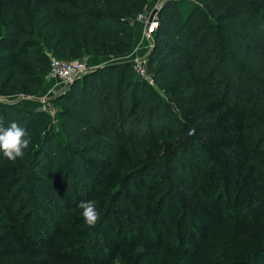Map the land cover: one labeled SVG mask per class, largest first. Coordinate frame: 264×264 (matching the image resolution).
Wrapping results in <instances>:
<instances>
[{
  "label": "trees",
  "instance_id": "1",
  "mask_svg": "<svg viewBox=\"0 0 264 264\" xmlns=\"http://www.w3.org/2000/svg\"><path fill=\"white\" fill-rule=\"evenodd\" d=\"M150 1L0 0V97L40 95L51 57L128 54ZM157 17L146 56L154 86L117 61L56 94L54 113L0 102L4 126L15 120L31 137L23 158L0 153V264L25 255L28 264H156L161 249L191 257L195 215L256 225V250L237 264H261L264 222L253 224L264 205L253 202L261 208L254 217L241 203L251 202L247 193L264 200V0H165ZM191 104L200 107L187 111ZM232 132L237 138L208 143ZM236 146L244 175L230 164L217 173L236 162ZM237 185L249 187L222 212L214 189L229 199ZM87 200L100 213L95 226L78 207ZM54 218L81 242L47 234Z\"/></svg>",
  "mask_w": 264,
  "mask_h": 264
},
{
  "label": "rangeland",
  "instance_id": "2",
  "mask_svg": "<svg viewBox=\"0 0 264 264\" xmlns=\"http://www.w3.org/2000/svg\"><path fill=\"white\" fill-rule=\"evenodd\" d=\"M160 1L162 0H151L148 4L147 9L150 10L151 6H153L152 4H154V6L156 4H158ZM152 3V4H150ZM150 5V7H149ZM143 39L146 40V38L144 37V30H143V35H142ZM151 49L149 47H147V51H150ZM145 52V55H138V57L143 58L146 57L147 53ZM83 61H85V58L81 59ZM108 61V63H113V62H117L120 61L118 60V58L116 57H108V59H106ZM54 81L55 83V93L53 95V97L60 93L63 92L69 85L64 86L63 84H61L58 80L56 79H51ZM50 81H48L49 83ZM53 83V84H54ZM49 85V84H48ZM50 86V85H49ZM52 96L50 97V99L53 98ZM32 101H36V100H32ZM187 101V100H186ZM27 103L30 104V108L32 109H37V110H41L42 109V105L39 106L38 103L34 104L33 102H31V100H18L16 104L20 103V104H24ZM37 102V101H36ZM190 102V101H188ZM206 105L208 103H205ZM39 106V107H38ZM186 106V105H185ZM184 106V107H185ZM200 107V105H195V104H191L186 106V110L187 111H196L198 108ZM56 109V108H55ZM55 110L52 111V113H54ZM223 112V111H222ZM231 118L233 117L232 115L230 116ZM230 117L228 118H222L224 120H222L223 123H228L230 120ZM219 118V117H217ZM237 138V134L235 132L232 133H227L225 135L222 136H217V137H209L208 138V143H213L214 145H218L220 142L225 141V140H229V139H234ZM159 148H162V153L166 154L169 151V147L166 144H157L156 145ZM236 150H237V156L238 159L236 160L235 163H232L230 161H225L224 163H221L219 166L215 167L214 170L219 173L221 171V169H224L225 164H230V166H233L235 168L236 172H241L239 174L244 175V171L247 170L248 168L244 167V161L245 159H240V148L238 146H236ZM161 153V154H162ZM123 157H121L122 159ZM124 160V159H123ZM122 160V161H123ZM243 167L242 171L241 169H237V168H241ZM167 174H169L170 168H165ZM162 174H165L163 172V170L161 169ZM192 176V175H191ZM195 175H193L192 177H194ZM167 180V179H166ZM200 187L202 185H199ZM222 186V185H221ZM220 186V187H221ZM220 187H216L213 191L212 194V199L213 201H215L216 199H218V204H220V208L221 211H228L230 208V205L232 203L233 197L236 193V191L238 189H243L244 191H246L249 187V185H237L234 189H229L228 191L230 192L229 194V199H226L225 194H221L223 191L222 190H218ZM220 193V194H219ZM216 194H218V197H216ZM246 196H250L251 202L246 204V202H242L241 203V207L243 210H250L252 215L255 217L258 213L259 210H261V208H257L255 206H252L254 203L257 204L258 201L262 202V207L264 205V200L257 198L256 196L247 193L244 194ZM252 196V198H251ZM228 201V202H227ZM254 202V203H253ZM226 206V209L223 210V208ZM228 206V207H227ZM168 208V207H167ZM82 210V209H81ZM172 211H174L171 215V219L176 218L179 211L178 209L175 211L172 209ZM221 212V214H222ZM2 215H0V219H1ZM194 229H195V236L194 239L191 241L190 244V248L195 249L196 251V255L194 256H187L184 255L183 251H177V252H171L168 250H164L161 249L158 252L157 257L152 258V263L156 262V264H237L239 259H246L248 257H250L252 255V252H254L256 250V245H257V241L252 239V237L250 236V232H253L256 229V225L255 224H259V223H263L264 222V215H262L261 217H259L256 220H254V224L255 226H249V222L246 223H240V222H218L216 221H210L208 222L206 219H203V217L199 216V215H195L194 216ZM259 222V223H258ZM51 224V228H46L45 227V232L47 234H53V238L58 239L59 241H61L62 243L64 241H70V240H74L72 239L73 236L71 235H67V230L65 229V225L63 224V221H61L59 218H54L53 220H51L50 222ZM196 225V226H195ZM241 227H236L238 226ZM78 230V229H76ZM188 231V223H187V228H186V233ZM259 233H262V227L260 228V230H258ZM75 243L81 242L80 239H75L74 240ZM64 244V243H63ZM235 246V247H233ZM242 249L241 252H238L239 255L241 256H234L235 253H233L232 249H236L237 247H239ZM63 248V247H62ZM182 249V248H181ZM124 250V248H120L119 252L121 253ZM245 256V257H243ZM15 260V259H12ZM150 260V258L148 259ZM258 263L264 264V259H258L257 260ZM15 262L21 263V264H28V260H27V255L20 257L18 259H16ZM103 262H105L103 260ZM241 263V262H240ZM55 264H85L83 263V261L81 260H71V261H61L58 260L56 261ZM244 264V263H243Z\"/></svg>",
  "mask_w": 264,
  "mask_h": 264
},
{
  "label": "built area",
  "instance_id": "3",
  "mask_svg": "<svg viewBox=\"0 0 264 264\" xmlns=\"http://www.w3.org/2000/svg\"><path fill=\"white\" fill-rule=\"evenodd\" d=\"M165 0L160 1L156 4L151 10L145 9L144 12L140 13L135 21L142 22L144 24V37L148 42V47L151 49L153 47L154 42V34L156 29L158 28V10L162 7ZM189 2H193L195 0H186ZM156 9L157 13L152 18L150 22H148L149 16L152 10ZM133 71L137 74V76L144 81H147L150 85L154 86V81L150 76L147 70V60L146 57L139 58L134 57L130 60ZM89 67L85 63V61L81 59H72V60H64L58 59L55 57H51L49 71L47 74V79H56L64 86L71 84L74 80L82 77L87 71H89ZM55 90L49 89L44 94L38 96H25V95H17L14 97H0V102L7 101L9 103H17L18 100H36L40 105H42V109H45L48 112H51L55 109V105L51 102L50 97L54 95Z\"/></svg>",
  "mask_w": 264,
  "mask_h": 264
},
{
  "label": "clouds",
  "instance_id": "4",
  "mask_svg": "<svg viewBox=\"0 0 264 264\" xmlns=\"http://www.w3.org/2000/svg\"><path fill=\"white\" fill-rule=\"evenodd\" d=\"M31 137L29 131L21 127L15 120L9 121L5 127L0 119V153L8 161L15 162L17 158H23L25 149L29 147ZM82 209L84 222L88 226H95L100 219V213L97 210L94 200L81 201L78 205Z\"/></svg>",
  "mask_w": 264,
  "mask_h": 264
},
{
  "label": "crops",
  "instance_id": "5",
  "mask_svg": "<svg viewBox=\"0 0 264 264\" xmlns=\"http://www.w3.org/2000/svg\"><path fill=\"white\" fill-rule=\"evenodd\" d=\"M152 4V3H150ZM153 6H151L150 10L154 7V4H152ZM148 7V6H147ZM150 7V5H149ZM149 9V8H148ZM143 30H144V24L142 22H138V21H135L134 23V32H135V43L133 45V48L132 50L126 54V55H123L121 57H116L118 58V60L120 61H130L132 58L134 57H138V55H142L144 54L145 55V52H149L147 51V47H148V42L146 40L143 39L142 35H143ZM146 53V54H147ZM108 58H91V57H86L85 58V63L87 64V66L89 67V69H93V68H96V67H100L102 65H105L108 63V61L106 60ZM48 81H50L48 83ZM53 80L51 79H47V84L46 86L43 88V91L41 92L40 95L44 94L47 90L49 89H53L56 91V85ZM50 86H49V85ZM55 87V88H54ZM34 104H36L37 102L36 101H32ZM24 106L30 108V104L27 105V103L24 102L23 104Z\"/></svg>",
  "mask_w": 264,
  "mask_h": 264
},
{
  "label": "water",
  "instance_id": "6",
  "mask_svg": "<svg viewBox=\"0 0 264 264\" xmlns=\"http://www.w3.org/2000/svg\"><path fill=\"white\" fill-rule=\"evenodd\" d=\"M156 13H157L156 9L152 10V12H151V14L149 16L148 22H150L152 20V18L155 16Z\"/></svg>",
  "mask_w": 264,
  "mask_h": 264
}]
</instances>
